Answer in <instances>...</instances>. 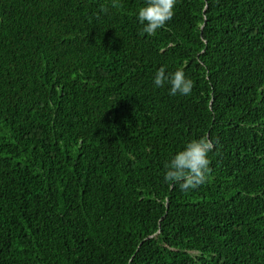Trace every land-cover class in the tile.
Listing matches in <instances>:
<instances>
[{
    "label": "trees",
    "instance_id": "1",
    "mask_svg": "<svg viewBox=\"0 0 264 264\" xmlns=\"http://www.w3.org/2000/svg\"><path fill=\"white\" fill-rule=\"evenodd\" d=\"M143 3L0 0V264H264V0H178L154 36ZM201 137L181 192L164 165Z\"/></svg>",
    "mask_w": 264,
    "mask_h": 264
},
{
    "label": "clouds",
    "instance_id": "2",
    "mask_svg": "<svg viewBox=\"0 0 264 264\" xmlns=\"http://www.w3.org/2000/svg\"><path fill=\"white\" fill-rule=\"evenodd\" d=\"M178 0H144L137 11V20L141 25L140 35L154 36L158 30L165 28L175 14ZM113 7L116 6L113 0ZM101 11L108 8L101 6ZM156 89L167 88L170 96H190L194 88L193 80L182 69L166 72L164 67L158 69L153 78ZM214 144L206 137L191 139L174 152L164 165V180L178 186L181 192H190L210 182L211 160L209 153Z\"/></svg>",
    "mask_w": 264,
    "mask_h": 264
}]
</instances>
